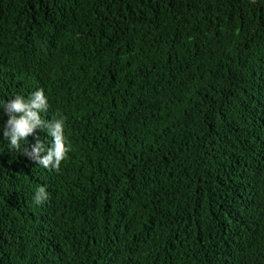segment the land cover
I'll use <instances>...</instances> for the list:
<instances>
[{
    "label": "trees",
    "instance_id": "trees-1",
    "mask_svg": "<svg viewBox=\"0 0 264 264\" xmlns=\"http://www.w3.org/2000/svg\"><path fill=\"white\" fill-rule=\"evenodd\" d=\"M0 264H264V0H0Z\"/></svg>",
    "mask_w": 264,
    "mask_h": 264
},
{
    "label": "clouds",
    "instance_id": "clouds-1",
    "mask_svg": "<svg viewBox=\"0 0 264 264\" xmlns=\"http://www.w3.org/2000/svg\"><path fill=\"white\" fill-rule=\"evenodd\" d=\"M47 109L48 100L43 89L33 93L27 100L18 96L9 101L4 105V111L8 116L4 138L10 141V147L20 149V142L32 136L37 128L47 129L53 137L52 146L46 149L44 142L37 138L30 149H25V154L44 168H55L59 171L61 162L67 158L71 147L66 146L63 119L46 121L41 117L40 113L46 112ZM48 198L49 193L41 187L36 194L35 202L40 204Z\"/></svg>",
    "mask_w": 264,
    "mask_h": 264
}]
</instances>
